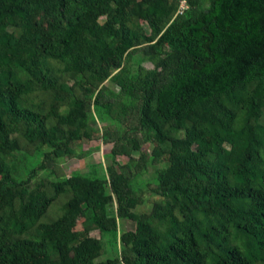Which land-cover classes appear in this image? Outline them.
Masks as SVG:
<instances>
[{
    "label": "trees",
    "instance_id": "1",
    "mask_svg": "<svg viewBox=\"0 0 264 264\" xmlns=\"http://www.w3.org/2000/svg\"><path fill=\"white\" fill-rule=\"evenodd\" d=\"M0 264H264V0H0Z\"/></svg>",
    "mask_w": 264,
    "mask_h": 264
},
{
    "label": "rangeland",
    "instance_id": "2",
    "mask_svg": "<svg viewBox=\"0 0 264 264\" xmlns=\"http://www.w3.org/2000/svg\"><path fill=\"white\" fill-rule=\"evenodd\" d=\"M106 17L105 15L99 17L100 23H105L106 22ZM144 26V29L146 32H149V28L145 22L142 24ZM145 65L152 67V64L150 63H145ZM65 80L69 81V83H72L70 81V77H64ZM31 98V97H30ZM32 100L36 102H41L43 101L44 105H47L50 101L53 100V94L51 91L49 92H37L35 95L32 96ZM98 117V114H97ZM96 117V118H97ZM263 120V119H261ZM98 124L101 125V119L98 117ZM24 146V145H23ZM111 144L110 143H104L100 139L95 138L90 142H84L82 145V148L87 150L89 149L91 151V154L89 157L86 158H63L60 160L59 168H61L64 173L70 174L72 171H80V172H89L91 170L90 164L92 163H98L101 162L103 164H106L105 157L107 153L109 152ZM121 162L123 159L120 160ZM151 175L150 171H147L146 174H143L139 177L141 181L145 180L147 177ZM150 201L152 200L153 197H150ZM150 206L149 203L142 205L140 208L142 210L147 209ZM121 227L124 228H130L131 223L129 221H125L123 224L120 223ZM91 234H94L95 236H98L97 230H93ZM108 247V246H107ZM110 249V247H108Z\"/></svg>",
    "mask_w": 264,
    "mask_h": 264
},
{
    "label": "built area",
    "instance_id": "3",
    "mask_svg": "<svg viewBox=\"0 0 264 264\" xmlns=\"http://www.w3.org/2000/svg\"><path fill=\"white\" fill-rule=\"evenodd\" d=\"M182 3H183V1H182ZM182 3H181V4H182Z\"/></svg>",
    "mask_w": 264,
    "mask_h": 264
}]
</instances>
